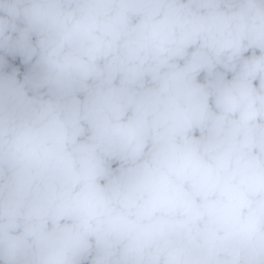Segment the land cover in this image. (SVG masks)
Here are the masks:
<instances>
[{
	"label": "clouds",
	"instance_id": "obj_1",
	"mask_svg": "<svg viewBox=\"0 0 264 264\" xmlns=\"http://www.w3.org/2000/svg\"><path fill=\"white\" fill-rule=\"evenodd\" d=\"M0 264H264V0H0Z\"/></svg>",
	"mask_w": 264,
	"mask_h": 264
}]
</instances>
